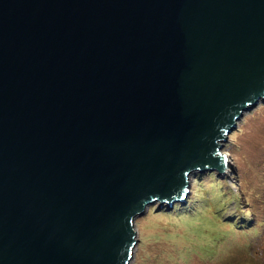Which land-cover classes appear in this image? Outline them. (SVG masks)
<instances>
[{"label":"water","instance_id":"95a60500","mask_svg":"<svg viewBox=\"0 0 264 264\" xmlns=\"http://www.w3.org/2000/svg\"><path fill=\"white\" fill-rule=\"evenodd\" d=\"M258 99L264 0H0V264H128Z\"/></svg>","mask_w":264,"mask_h":264},{"label":"rangeland","instance_id":"374dc122","mask_svg":"<svg viewBox=\"0 0 264 264\" xmlns=\"http://www.w3.org/2000/svg\"><path fill=\"white\" fill-rule=\"evenodd\" d=\"M220 143L222 172L191 173L184 203L157 201L136 217L128 264H264V101ZM213 194L228 200L220 213L219 203L210 208L214 215L205 212Z\"/></svg>","mask_w":264,"mask_h":264},{"label":"trees","instance_id":"16d2710c","mask_svg":"<svg viewBox=\"0 0 264 264\" xmlns=\"http://www.w3.org/2000/svg\"><path fill=\"white\" fill-rule=\"evenodd\" d=\"M227 196V194H225V196H218L217 197V195H215V194H213V196H211L210 195V197H211V201H212V203H213V207H211V206H209L208 207V209H206L205 210V212H208V213H210V214H212V215H214L212 212H211V209L212 210H217L216 209V205H217V203H219V205L221 206V208L220 209H218L217 211L220 213V212H222L224 209H226V207L228 206V200H226V202H225V200H224V198ZM221 197V198H220ZM174 205H176V204H174ZM210 205V204H209ZM202 208V207H201ZM211 208V209H210ZM204 212V213H205ZM217 219L218 220H223L222 218H221V215L220 216H218L217 217ZM235 220V219H234ZM222 222H225V223H231V224H233V221H226V220H223ZM237 225V224H236ZM239 226V225H238ZM243 226V225H242ZM237 227V226H236ZM241 230V232L242 233H244V235H246L247 236V231L245 230V232H243V228H240ZM249 230H250V228H249Z\"/></svg>","mask_w":264,"mask_h":264}]
</instances>
